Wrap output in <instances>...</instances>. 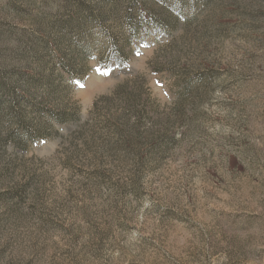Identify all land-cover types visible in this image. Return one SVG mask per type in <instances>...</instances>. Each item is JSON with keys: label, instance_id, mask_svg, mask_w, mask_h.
<instances>
[{"label": "rangeland", "instance_id": "rangeland-1", "mask_svg": "<svg viewBox=\"0 0 264 264\" xmlns=\"http://www.w3.org/2000/svg\"><path fill=\"white\" fill-rule=\"evenodd\" d=\"M0 264H264V0H0Z\"/></svg>", "mask_w": 264, "mask_h": 264}, {"label": "trees", "instance_id": "trees-1", "mask_svg": "<svg viewBox=\"0 0 264 264\" xmlns=\"http://www.w3.org/2000/svg\"><path fill=\"white\" fill-rule=\"evenodd\" d=\"M124 88H121L120 90H124ZM138 99H140V97H138ZM140 107H143V109L146 110L145 105L142 104ZM135 136L137 137V134Z\"/></svg>", "mask_w": 264, "mask_h": 264}]
</instances>
